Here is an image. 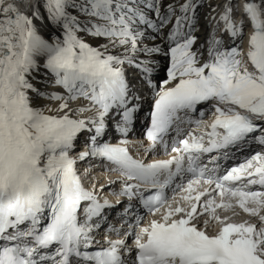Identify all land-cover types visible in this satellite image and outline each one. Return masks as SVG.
I'll return each instance as SVG.
<instances>
[{"label": "snow or ice", "instance_id": "6c2138e0", "mask_svg": "<svg viewBox=\"0 0 264 264\" xmlns=\"http://www.w3.org/2000/svg\"><path fill=\"white\" fill-rule=\"evenodd\" d=\"M204 6L0 0V264H264V0L209 3L201 39Z\"/></svg>", "mask_w": 264, "mask_h": 264}, {"label": "bare ground", "instance_id": "6f19581e", "mask_svg": "<svg viewBox=\"0 0 264 264\" xmlns=\"http://www.w3.org/2000/svg\"><path fill=\"white\" fill-rule=\"evenodd\" d=\"M202 2L204 3V7H201L199 10H198V14H199V17H200V21H199V24H200V32H199V35H200V37H201V39H203V37L206 35V32H207V30L210 28V24L208 23V21L205 19V16H206V14H208V11H209V9H208V7H207V5L209 4V3H211V4H213V5H216V4H219V3H223L224 2V0H202ZM37 24H38V27H40V30H41V32H42V34H45L46 35V33H47V29L46 28H44L41 24H40V22H37ZM142 115H143V110L142 111H140L139 113H138V115H137V119H136V122H135V125L138 127V126H140L141 125V123H142ZM206 118L205 119H207L208 118V116H205ZM182 126H185V124H183V125H180L179 127H182ZM136 130V129H135ZM176 132V131H175ZM137 137H139V136H137ZM179 138H183V136H179ZM133 139H138V140H140V138H133ZM172 139V138H171ZM171 141V140H170ZM248 144H245V145H242V146H240L239 148H237V147H232V148H229V149H227V152H228V155L226 156V157H224L223 155H221L222 156V158H223V160H226V162L228 161V160H232V161H234L236 158H237V156H238V151H240V150H242L245 146H247ZM168 150H170V149H168ZM95 163H99V167H97L96 169L94 168L93 169V171H92V175L93 176H95L96 178H97V180H98V185H99V183H101V181H103V182H107V180L108 179H111V177H113L114 175H115V172H112V171H105L104 170V166H103V163H100V162H97V161H94V164ZM80 167H83V165L82 166H80ZM96 171V172H95ZM101 177V180L99 181V178ZM116 183H119V181H117ZM176 184H178L177 182H174L172 185H171V187L169 188V190L171 191V192H173L172 190L173 189H175L176 188ZM97 185V186H98ZM109 188V187H108ZM174 194V193H173ZM125 205L123 204L122 205V207H124Z\"/></svg>", "mask_w": 264, "mask_h": 264}]
</instances>
